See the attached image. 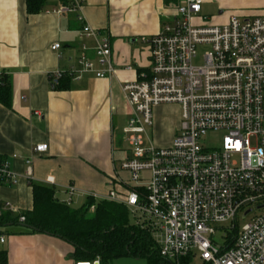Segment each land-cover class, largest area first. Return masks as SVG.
<instances>
[{
    "label": "built area",
    "instance_id": "obj_1",
    "mask_svg": "<svg viewBox=\"0 0 264 264\" xmlns=\"http://www.w3.org/2000/svg\"><path fill=\"white\" fill-rule=\"evenodd\" d=\"M67 1V6L52 12L74 14L85 23L87 0ZM202 7L203 0H184L171 24L158 35L141 39L150 66L122 86L131 114L119 169L134 186L117 176L104 201L126 207L134 224L151 234L160 256L170 264H180L194 252L202 264H264V16L232 17L224 26L209 25L203 18L202 25H195ZM81 36L94 42V58L84 44L79 69L51 74L53 88L66 77L78 81L84 74L97 79L115 76L110 40L88 25ZM199 48L205 52L196 65ZM52 49L59 51L61 46ZM173 105L181 107L180 130L169 148H159L149 136L153 111ZM212 131L225 133L220 150L210 151L199 143ZM47 151L46 144L34 150L41 155ZM26 164L31 179V161ZM18 180L10 161L0 158V190L17 186ZM114 185L124 191L118 193ZM75 194L76 189L68 187L64 204L71 206ZM254 206L261 214L240 228V213L245 212L247 219ZM6 211L17 213L0 198V218ZM225 223H231L228 236L233 239L228 249L212 240L216 227ZM6 242L0 226V245Z\"/></svg>",
    "mask_w": 264,
    "mask_h": 264
},
{
    "label": "crops",
    "instance_id": "obj_2",
    "mask_svg": "<svg viewBox=\"0 0 264 264\" xmlns=\"http://www.w3.org/2000/svg\"><path fill=\"white\" fill-rule=\"evenodd\" d=\"M183 1L87 0L81 23L74 14L52 12L67 6V0H45L41 13L34 15L27 11V0H0V72L12 81L11 109L0 104V158L10 161L19 179L17 186L0 190L3 204L17 209L0 218L7 235L6 244L0 245L4 260L0 264L83 263L76 261L70 243L23 226L34 210L33 185L53 189L60 203L67 201V188L73 186L76 194L70 207L79 209L92 196L104 201L117 176L127 182L122 175L128 174L119 166L127 148L124 130L131 109L122 86L150 66L141 39L158 35L171 24ZM257 16H264V0H203L202 12L193 22L202 25L206 18L209 25L224 26L232 17ZM85 25L110 40L115 76L97 79L84 74L78 81L63 80L61 89L53 88L51 74L79 69L84 44L94 58V42L81 36ZM55 45L61 49L53 51ZM129 66L134 70L127 71ZM177 129L170 132L171 142L159 148L172 145ZM42 144L48 151L35 153ZM28 160L31 179L26 174ZM114 187L118 193L124 191ZM142 260L146 259L124 258L110 264Z\"/></svg>",
    "mask_w": 264,
    "mask_h": 264
},
{
    "label": "trees",
    "instance_id": "obj_3",
    "mask_svg": "<svg viewBox=\"0 0 264 264\" xmlns=\"http://www.w3.org/2000/svg\"><path fill=\"white\" fill-rule=\"evenodd\" d=\"M44 4L45 0H27V11L30 15L39 14ZM61 82L56 89L62 88ZM0 104L8 109L12 107V81L5 72H0ZM33 194L34 210L27 216L25 225L35 229L34 232L49 234L73 245L76 261L91 263L99 259L101 264H110L133 258L146 259L149 264H170L160 256L151 234L131 222L129 211L123 205L88 198L85 205L74 209L55 199L53 189L33 185ZM92 206H95L94 213L90 212ZM232 243L233 239L226 248ZM191 261L188 257L180 264ZM3 262L0 258V263Z\"/></svg>",
    "mask_w": 264,
    "mask_h": 264
},
{
    "label": "rangeland",
    "instance_id": "obj_4",
    "mask_svg": "<svg viewBox=\"0 0 264 264\" xmlns=\"http://www.w3.org/2000/svg\"><path fill=\"white\" fill-rule=\"evenodd\" d=\"M205 50L202 48L198 49V59L195 61L196 65L202 63V58ZM180 108V109H179ZM179 115L181 117V107L173 106H161L155 108L153 111L154 126L150 129V140L157 147H166L172 140V129H177L176 135L178 134L181 126V118L179 124ZM225 136L224 132H209L205 137L200 140V145L207 150L214 151L220 150L222 147V141ZM127 146H125L126 148ZM124 179L128 182V186L132 188L134 184L130 181L129 176L122 175ZM126 182V183H127ZM254 211L247 217L243 219V214L241 212L238 217L239 227L242 228L246 223H248L254 216L261 214V211L256 210V206L253 207ZM250 208H247L249 210ZM246 210V211H247ZM131 219V218H130ZM131 222L132 219H131ZM231 223L219 224L216 228V234L212 237V240L219 248H226L229 245L230 237L228 236ZM230 233V232H229ZM233 236V235H232ZM231 236V237H232ZM192 261L190 264H202L196 252L191 256ZM140 264H147L146 260L139 262Z\"/></svg>",
    "mask_w": 264,
    "mask_h": 264
},
{
    "label": "water",
    "instance_id": "obj_5",
    "mask_svg": "<svg viewBox=\"0 0 264 264\" xmlns=\"http://www.w3.org/2000/svg\"><path fill=\"white\" fill-rule=\"evenodd\" d=\"M24 227H26V228H28V229H30V230H35V229H33L32 227H29V226H27V225H23Z\"/></svg>",
    "mask_w": 264,
    "mask_h": 264
}]
</instances>
